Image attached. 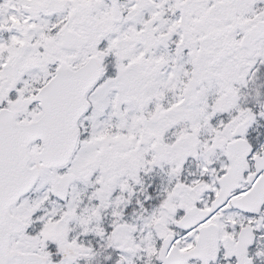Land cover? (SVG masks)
<instances>
[{"label": "snow or ice", "instance_id": "obj_1", "mask_svg": "<svg viewBox=\"0 0 264 264\" xmlns=\"http://www.w3.org/2000/svg\"><path fill=\"white\" fill-rule=\"evenodd\" d=\"M0 264H264V0H0Z\"/></svg>", "mask_w": 264, "mask_h": 264}]
</instances>
